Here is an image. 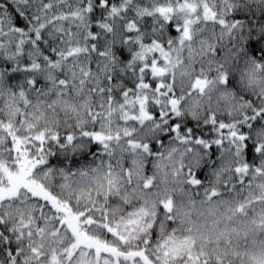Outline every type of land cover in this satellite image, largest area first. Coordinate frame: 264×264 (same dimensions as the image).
Returning a JSON list of instances; mask_svg holds the SVG:
<instances>
[{
	"label": "snow or ice",
	"instance_id": "snow-or-ice-1",
	"mask_svg": "<svg viewBox=\"0 0 264 264\" xmlns=\"http://www.w3.org/2000/svg\"><path fill=\"white\" fill-rule=\"evenodd\" d=\"M0 264H264V0H0Z\"/></svg>",
	"mask_w": 264,
	"mask_h": 264
}]
</instances>
